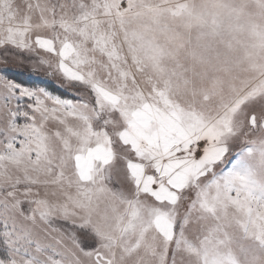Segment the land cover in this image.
Masks as SVG:
<instances>
[{"label": "snow or ice", "instance_id": "obj_1", "mask_svg": "<svg viewBox=\"0 0 264 264\" xmlns=\"http://www.w3.org/2000/svg\"><path fill=\"white\" fill-rule=\"evenodd\" d=\"M0 264H264V0H0Z\"/></svg>", "mask_w": 264, "mask_h": 264}, {"label": "rangeland", "instance_id": "obj_2", "mask_svg": "<svg viewBox=\"0 0 264 264\" xmlns=\"http://www.w3.org/2000/svg\"><path fill=\"white\" fill-rule=\"evenodd\" d=\"M22 78L23 79H29L28 74L25 73L24 74V77H22ZM30 79L31 80H34V81L40 82V86H47L50 90H53L54 91L56 89L55 82L50 81V80H48L47 78H45L43 76H39V77L32 76Z\"/></svg>", "mask_w": 264, "mask_h": 264}]
</instances>
